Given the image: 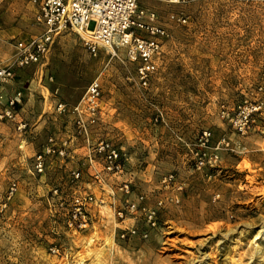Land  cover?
<instances>
[{"label":"rangeland","instance_id":"374dc122","mask_svg":"<svg viewBox=\"0 0 264 264\" xmlns=\"http://www.w3.org/2000/svg\"><path fill=\"white\" fill-rule=\"evenodd\" d=\"M139 5L169 32L146 88L123 50L93 56L71 31L54 39L44 64L15 71L6 90L22 91L18 119L27 129L0 122V264H264V0ZM33 13L29 0L4 6L0 67L11 61L12 38L40 32ZM178 14L184 24L170 18ZM99 74L90 140H107L127 162L115 175L96 163V183L81 165L86 148L72 117L57 115L54 103H77ZM249 104L257 109L238 130L230 119ZM49 136L73 140L77 153L48 158L36 175L33 156ZM76 168L81 178L72 181ZM86 195L96 199L86 226H69L70 200ZM129 203L135 212L118 218Z\"/></svg>","mask_w":264,"mask_h":264},{"label":"built area","instance_id":"2783aa9c","mask_svg":"<svg viewBox=\"0 0 264 264\" xmlns=\"http://www.w3.org/2000/svg\"><path fill=\"white\" fill-rule=\"evenodd\" d=\"M12 1L14 0H0V27L2 10ZM29 2L34 7L33 21L40 28V32L24 38H12L14 50L11 61L8 65L0 67V122L13 123L20 134H25L27 124L18 119L23 93L19 88H15L8 94L6 89L14 86L16 70L44 64L54 39L68 31L75 32L93 56L99 49L123 50L125 59L135 66L139 85L143 88L149 85L155 73V60L160 55L162 44L168 38L169 32L158 21L155 12L142 8L139 0H29ZM170 18L178 24H184L187 20L183 14L171 15ZM87 30H91V33L87 34ZM99 78L100 74L89 82L77 103L71 105L61 101L54 103V112L57 115L69 114L72 117L74 139L76 141L80 139L86 148L81 165L87 163L93 170V180L96 183L103 182L100 171L111 175L120 174L127 162L126 154L107 140L101 138L94 142L90 140L89 126L96 119L101 104ZM256 109V106L250 104L238 107L235 116L230 119L232 125L238 130H243ZM207 136V132H202V137L206 139ZM77 146L73 140L57 142L53 136H49L33 156V172L42 175L48 158L73 159L77 153ZM96 163L101 166L100 171L97 170ZM199 164H202V161ZM70 173L71 180L78 181L82 171L81 168H76ZM172 178V175L165 176L162 183L167 184ZM15 186L14 182L10 184L8 197L14 192ZM120 190L127 193V185L120 187ZM95 202L96 199L91 195L74 196L67 208L70 216L69 226L76 224L78 228L85 227L87 208ZM136 209V204L129 203L116 211V215L123 219ZM153 216L154 212H148L149 222ZM130 233L133 234L134 231L131 230ZM124 236L122 234L121 238Z\"/></svg>","mask_w":264,"mask_h":264},{"label":"bare ground","instance_id":"6f19581e","mask_svg":"<svg viewBox=\"0 0 264 264\" xmlns=\"http://www.w3.org/2000/svg\"><path fill=\"white\" fill-rule=\"evenodd\" d=\"M91 33V30H87V34H90Z\"/></svg>","mask_w":264,"mask_h":264}]
</instances>
